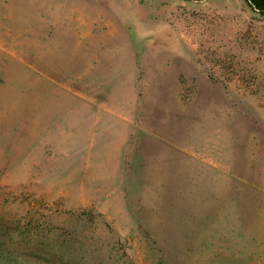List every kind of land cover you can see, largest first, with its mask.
<instances>
[{"label":"rangeland","instance_id":"1","mask_svg":"<svg viewBox=\"0 0 264 264\" xmlns=\"http://www.w3.org/2000/svg\"><path fill=\"white\" fill-rule=\"evenodd\" d=\"M0 264H264L245 0H0Z\"/></svg>","mask_w":264,"mask_h":264},{"label":"trees","instance_id":"2","mask_svg":"<svg viewBox=\"0 0 264 264\" xmlns=\"http://www.w3.org/2000/svg\"><path fill=\"white\" fill-rule=\"evenodd\" d=\"M191 1H204V0H191ZM249 8L254 11L262 20H264V0H245Z\"/></svg>","mask_w":264,"mask_h":264},{"label":"crops","instance_id":"3","mask_svg":"<svg viewBox=\"0 0 264 264\" xmlns=\"http://www.w3.org/2000/svg\"><path fill=\"white\" fill-rule=\"evenodd\" d=\"M67 1H68V0H67ZM72 2H73V0H72ZM74 3H76V2H74ZM67 17H68V16H67ZM65 18H66V17H65ZM47 83H48V84H45V85L49 86V88H51V89H52V86H50V85H51V83H50V82H48V81H47ZM51 94H52V93H51ZM50 97H51V98H49V100H50V103H49V105H51L50 109H52V108H53V106H52V105L54 104V102H53L54 100H53L52 96H50ZM59 97H60V96H59ZM72 104H73V103H72Z\"/></svg>","mask_w":264,"mask_h":264}]
</instances>
